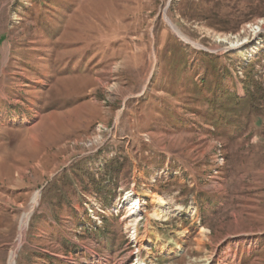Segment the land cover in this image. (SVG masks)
I'll list each match as a JSON object with an SVG mask.
<instances>
[{
  "label": "rangeland",
  "instance_id": "374dc122",
  "mask_svg": "<svg viewBox=\"0 0 264 264\" xmlns=\"http://www.w3.org/2000/svg\"><path fill=\"white\" fill-rule=\"evenodd\" d=\"M13 252L264 264V0H0V264Z\"/></svg>",
  "mask_w": 264,
  "mask_h": 264
},
{
  "label": "bare ground",
  "instance_id": "6f19581e",
  "mask_svg": "<svg viewBox=\"0 0 264 264\" xmlns=\"http://www.w3.org/2000/svg\"><path fill=\"white\" fill-rule=\"evenodd\" d=\"M174 30L177 32V35L179 37H181L183 40H186V41L189 40V38L186 37L185 35L181 34L177 28L174 27ZM39 197H40V195H39V193H37L36 198H35V201H34L35 204L38 203V201L40 199ZM136 202L137 203L135 205L136 206L139 205V202L138 201H136ZM159 203H160V206H166V205H168V201L165 198H160L159 199ZM28 216L29 215L26 216V218H25V220L23 222V232H22L21 238H20V241L21 242H23V240H24V233H25V229H26L27 223H28ZM16 256H17L16 252H13L12 253V256H11L10 264H15L16 263Z\"/></svg>",
  "mask_w": 264,
  "mask_h": 264
}]
</instances>
